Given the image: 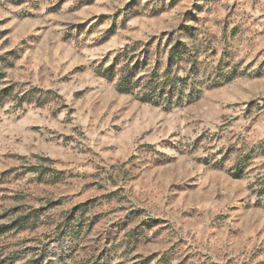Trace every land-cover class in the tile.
Masks as SVG:
<instances>
[{
	"label": "rangeland",
	"instance_id": "obj_1",
	"mask_svg": "<svg viewBox=\"0 0 264 264\" xmlns=\"http://www.w3.org/2000/svg\"><path fill=\"white\" fill-rule=\"evenodd\" d=\"M0 264H264V0H0Z\"/></svg>",
	"mask_w": 264,
	"mask_h": 264
},
{
	"label": "trees",
	"instance_id": "obj_2",
	"mask_svg": "<svg viewBox=\"0 0 264 264\" xmlns=\"http://www.w3.org/2000/svg\"><path fill=\"white\" fill-rule=\"evenodd\" d=\"M183 59V51L176 49L169 56L167 67L161 78L153 74L145 82L139 80L133 81L131 77L127 76L126 72H122L117 88L127 93H134L136 89H139L137 97L144 103L169 108L179 107L183 99L197 97L196 90L188 84L186 78L176 74L172 75V67L182 62ZM186 91H189V93L186 94Z\"/></svg>",
	"mask_w": 264,
	"mask_h": 264
}]
</instances>
